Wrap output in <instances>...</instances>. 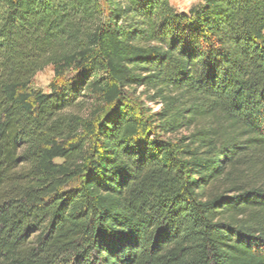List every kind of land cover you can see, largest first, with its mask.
Instances as JSON below:
<instances>
[{
  "label": "trees",
  "instance_id": "16d2710c",
  "mask_svg": "<svg viewBox=\"0 0 264 264\" xmlns=\"http://www.w3.org/2000/svg\"><path fill=\"white\" fill-rule=\"evenodd\" d=\"M109 2L0 0V264H264V0Z\"/></svg>",
  "mask_w": 264,
  "mask_h": 264
},
{
  "label": "rangeland",
  "instance_id": "374dc122",
  "mask_svg": "<svg viewBox=\"0 0 264 264\" xmlns=\"http://www.w3.org/2000/svg\"><path fill=\"white\" fill-rule=\"evenodd\" d=\"M169 1L173 6V8L179 13H187L190 8L200 3V0H196L193 3L194 5L190 6L189 8L185 7L184 9H182L180 6V2L182 0H169ZM98 3L102 13L107 14L110 9L109 0H98ZM53 79H54V74L52 67L51 66L45 67L41 72L37 73L33 78L32 88L34 90H39L44 94H48L49 93L48 87L50 83L53 81ZM126 91H127V96L131 100H136L138 103H140L145 110H149L150 112H155L156 110L159 109L158 104L149 101V97L151 96V93L142 92L141 89H137V90L126 89ZM98 106L100 105H96L94 100L87 98L84 99L78 107L70 110V112L81 116L82 119L96 121L97 117L95 113H97V111L99 110L96 109V107ZM179 134L185 135L187 134V132L182 131Z\"/></svg>",
  "mask_w": 264,
  "mask_h": 264
},
{
  "label": "crops",
  "instance_id": "0c3cea01",
  "mask_svg": "<svg viewBox=\"0 0 264 264\" xmlns=\"http://www.w3.org/2000/svg\"><path fill=\"white\" fill-rule=\"evenodd\" d=\"M196 0H182L180 2V6L182 9H184L185 7L189 8L190 6L194 5L193 3L195 2Z\"/></svg>",
  "mask_w": 264,
  "mask_h": 264
}]
</instances>
